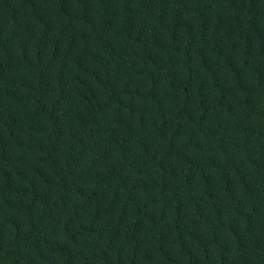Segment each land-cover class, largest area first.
Wrapping results in <instances>:
<instances>
[{"label":"trees","instance_id":"obj_1","mask_svg":"<svg viewBox=\"0 0 264 264\" xmlns=\"http://www.w3.org/2000/svg\"><path fill=\"white\" fill-rule=\"evenodd\" d=\"M0 264H264V0H0Z\"/></svg>","mask_w":264,"mask_h":264}]
</instances>
